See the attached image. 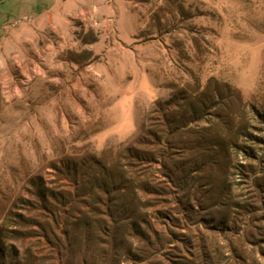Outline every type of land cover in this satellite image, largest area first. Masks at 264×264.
<instances>
[{
  "label": "rangeland",
  "instance_id": "374dc122",
  "mask_svg": "<svg viewBox=\"0 0 264 264\" xmlns=\"http://www.w3.org/2000/svg\"><path fill=\"white\" fill-rule=\"evenodd\" d=\"M211 79L225 96L228 84L231 99L241 93L245 122L264 135L251 118L252 107L264 110V0H0V228L8 250L0 261L84 264L40 232L7 236L31 229L18 220L39 214L36 182L74 190V162L124 147L173 95L170 86ZM240 143L255 152L233 148L226 171L209 164L192 172L191 209L157 172L166 194L151 197L160 200L150 209L154 227L185 240L128 258L110 252L108 264H264V144ZM75 207L65 206L67 221Z\"/></svg>",
  "mask_w": 264,
  "mask_h": 264
},
{
  "label": "trees",
  "instance_id": "16d2710c",
  "mask_svg": "<svg viewBox=\"0 0 264 264\" xmlns=\"http://www.w3.org/2000/svg\"><path fill=\"white\" fill-rule=\"evenodd\" d=\"M154 19L161 22L160 13H156ZM225 85L227 96L214 79L206 85L199 82L187 88L170 86L173 95L156 103L154 116L148 117L149 121L143 123L138 135L124 147H112L101 155L92 154L73 163L68 175L73 180L74 190L58 191L41 181L36 182L32 206L39 214L19 215L18 220L31 229H11L7 236L20 239L40 232L56 241L67 257L82 258L84 264L89 262L90 256L94 264H108L110 252L117 254L123 250L128 258L138 250L141 253L155 251L164 244L185 240L182 233L160 235L154 227L150 209L158 211L160 200L153 201L151 197L166 194L155 181L157 172L165 178L169 188L179 190L182 203L187 198L183 204L191 209L188 194L195 181L192 172L209 164L219 165L226 171L233 148L253 154L255 151H248L249 146L240 143L241 140L254 139L264 144V135H255L251 121L245 122L248 110L241 93L237 92L231 99L229 90L232 88ZM252 111L251 118L260 119L264 126V110L252 107ZM203 123L205 125H201ZM259 129L264 134V127ZM113 150L117 153L108 156ZM80 198L85 200L87 208L78 209L76 203ZM220 203L227 205L223 198ZM67 204L79 210L71 222L65 216ZM220 222L224 223L225 218ZM61 225L69 227L63 231L64 237L59 234ZM3 232L0 228V259L7 261ZM132 238L141 246L135 247ZM13 252L14 249H10V253ZM5 260L0 264H6ZM113 261L120 264L116 263L117 259Z\"/></svg>",
  "mask_w": 264,
  "mask_h": 264
}]
</instances>
